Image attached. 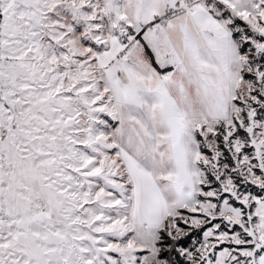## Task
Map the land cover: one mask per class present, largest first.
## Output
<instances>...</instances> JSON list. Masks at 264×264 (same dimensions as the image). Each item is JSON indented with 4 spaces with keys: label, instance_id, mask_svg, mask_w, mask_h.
Returning <instances> with one entry per match:
<instances>
[{
    "label": "snow or ice",
    "instance_id": "1",
    "mask_svg": "<svg viewBox=\"0 0 264 264\" xmlns=\"http://www.w3.org/2000/svg\"><path fill=\"white\" fill-rule=\"evenodd\" d=\"M0 264H264V0H0Z\"/></svg>",
    "mask_w": 264,
    "mask_h": 264
}]
</instances>
